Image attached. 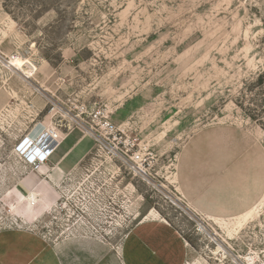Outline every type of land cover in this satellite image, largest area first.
<instances>
[{"label":"rangeland","instance_id":"1","mask_svg":"<svg viewBox=\"0 0 264 264\" xmlns=\"http://www.w3.org/2000/svg\"><path fill=\"white\" fill-rule=\"evenodd\" d=\"M142 227L151 264H264V0H0V264H139Z\"/></svg>","mask_w":264,"mask_h":264},{"label":"built area","instance_id":"2","mask_svg":"<svg viewBox=\"0 0 264 264\" xmlns=\"http://www.w3.org/2000/svg\"><path fill=\"white\" fill-rule=\"evenodd\" d=\"M99 113H97V116ZM102 128L105 130V132L109 135H113L114 138H117L118 131L116 127L110 122V121H102ZM46 135L40 137V139H37L36 142L32 140L31 137H25L23 140H21L20 143V153H22L27 161L29 163H44L48 161L49 157L52 155L54 149L53 144L50 145L47 149L40 148L41 144H45L46 142ZM19 143V144H20ZM29 143L28 146L25 147V145ZM49 146V145H48ZM126 166L132 170L134 173H137L138 175H141L143 178H145L147 181L150 182L149 176L147 174V171L145 169V160L144 157L140 153H136L130 158L124 159ZM243 264V263H242Z\"/></svg>","mask_w":264,"mask_h":264},{"label":"crops","instance_id":"3","mask_svg":"<svg viewBox=\"0 0 264 264\" xmlns=\"http://www.w3.org/2000/svg\"><path fill=\"white\" fill-rule=\"evenodd\" d=\"M59 144H60V141H59ZM189 206H190V208H192L196 211H200L199 209H197V206L194 203H191ZM156 232H157L156 230L155 231H149L148 229H145L144 227H142L138 230L134 229L131 233L128 234L127 242L129 243V249H131V253L133 251L134 252L133 254H137V249H138V251L139 250L141 251V254H139L140 251L138 252V256L141 259L139 264H151L152 259L156 258V256L160 257V255L157 251L158 248L155 245V244H158L160 242V239H154L153 243L150 242V239H151L150 237H152V234L156 235ZM173 235L174 234H172L171 236H173ZM171 238H174V237H171ZM163 253H164V251H163ZM161 258H162V256H161Z\"/></svg>","mask_w":264,"mask_h":264},{"label":"bare ground","instance_id":"4","mask_svg":"<svg viewBox=\"0 0 264 264\" xmlns=\"http://www.w3.org/2000/svg\"><path fill=\"white\" fill-rule=\"evenodd\" d=\"M49 131H52V129L49 130ZM49 131H48V132H49ZM52 132H53V131H52ZM55 134H56V133L53 132L52 135H51V134H50V135H47V137H46V139H45L46 142H45V144L42 146L43 149H45V148L47 149L48 147H50V145L53 144L54 141H55V142L57 141V140L55 139V137H56V136L58 137V135H55ZM29 137H31V138L34 140V138H33L32 136H29ZM23 139H24V138H23ZM23 139H22V140H23ZM28 145H29V143H27V144L25 145V147L28 146ZM48 145H49V146H48Z\"/></svg>","mask_w":264,"mask_h":264},{"label":"clouds","instance_id":"5","mask_svg":"<svg viewBox=\"0 0 264 264\" xmlns=\"http://www.w3.org/2000/svg\"><path fill=\"white\" fill-rule=\"evenodd\" d=\"M32 140H33V139H32ZM36 140H37V139H34L33 141L36 142ZM43 145H44V144H43ZM43 145L41 144L40 148H41Z\"/></svg>","mask_w":264,"mask_h":264}]
</instances>
